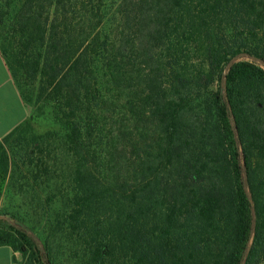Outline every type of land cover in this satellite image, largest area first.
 Instances as JSON below:
<instances>
[{"label": "trees", "instance_id": "16d2710c", "mask_svg": "<svg viewBox=\"0 0 264 264\" xmlns=\"http://www.w3.org/2000/svg\"><path fill=\"white\" fill-rule=\"evenodd\" d=\"M0 44L15 264H264V0H0Z\"/></svg>", "mask_w": 264, "mask_h": 264}, {"label": "crops", "instance_id": "0c3cea01", "mask_svg": "<svg viewBox=\"0 0 264 264\" xmlns=\"http://www.w3.org/2000/svg\"><path fill=\"white\" fill-rule=\"evenodd\" d=\"M30 107L24 102L12 76L0 44V144L29 116ZM23 262V256L9 246L0 247V264Z\"/></svg>", "mask_w": 264, "mask_h": 264}, {"label": "rangeland", "instance_id": "374dc122", "mask_svg": "<svg viewBox=\"0 0 264 264\" xmlns=\"http://www.w3.org/2000/svg\"><path fill=\"white\" fill-rule=\"evenodd\" d=\"M196 59V58H195ZM30 113H33V107H30ZM30 114V116H31ZM29 116V117H30ZM47 122H41L37 125V131L38 132H45L47 129ZM14 144L8 143V145H5V149L9 155L10 158H12V149L14 148ZM10 171H12V165L10 168ZM10 180L8 183V187L2 191H0V214L3 213L4 210L10 211V212H21L23 215H27V212L32 211L30 210V198H31V192L26 190L25 192L22 190L21 185L25 182V179H23V176L21 175H15V177H12V172L9 173ZM32 217V216H31Z\"/></svg>", "mask_w": 264, "mask_h": 264}]
</instances>
